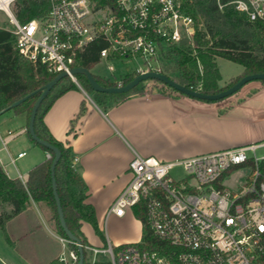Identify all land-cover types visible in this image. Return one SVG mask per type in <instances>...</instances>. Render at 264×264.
I'll use <instances>...</instances> for the list:
<instances>
[{"label":"built area","instance_id":"built-area-1","mask_svg":"<svg viewBox=\"0 0 264 264\" xmlns=\"http://www.w3.org/2000/svg\"><path fill=\"white\" fill-rule=\"evenodd\" d=\"M14 1L0 0V10L12 26L19 53L40 62L49 73L65 71L75 82L70 73L73 54L94 39L104 43L98 58L107 62L112 75L113 62L124 65L126 60H140L145 68L132 70L142 73L159 71L161 51L182 40L191 42L197 30L182 0H50L45 16L22 23L12 12ZM217 1L219 8L231 4L250 21L264 20V0ZM112 79L116 86L122 85L119 78ZM13 135L8 132L2 143ZM261 144L172 160L135 152L128 163L129 179L107 207L105 217H120L127 209L141 206L152 234L172 249L168 253L149 250L138 242L86 245L92 252L90 264L97 261V254L105 255L109 264H262L264 171L259 161L264 157L247 154L248 150L254 154ZM243 166L250 167L244 180L234 189L226 187L224 179ZM19 176L25 183L26 177ZM65 240L60 238L62 244ZM70 256L76 259L73 252ZM59 259L68 264L63 254Z\"/></svg>","mask_w":264,"mask_h":264},{"label":"trees","instance_id":"trees-1","mask_svg":"<svg viewBox=\"0 0 264 264\" xmlns=\"http://www.w3.org/2000/svg\"><path fill=\"white\" fill-rule=\"evenodd\" d=\"M225 1L227 0H220V3ZM182 2L193 15L197 30L191 42L182 40L178 45L166 47L161 51L160 59L165 63L164 69H158L160 72L185 87L209 94L229 87L245 74L264 72V20L250 21L244 13L235 10L231 4H225L219 8L217 0H196L193 2L182 0ZM49 7L50 0H15L11 8L17 20L22 23L32 18H42L46 15ZM8 24L10 23L8 22ZM239 27L252 29V39L240 36L237 32ZM103 46L104 43L101 40L94 39L81 49H77L73 54V66H82L90 70L99 61V50ZM216 57L239 63L243 66L242 74L231 79L227 85L218 86L217 80L220 76ZM137 74L138 72L133 70L127 71L120 78L121 84H125ZM55 75L57 74L49 73L40 62H33L23 57L16 47L15 35L11 32V28L0 27V112L12 110L14 113H19L25 111L28 120L32 105L40 94L41 88ZM74 76L87 92L92 93L94 101L104 110L125 99L131 93L142 92V84L145 82L138 83L127 92L108 93L94 91L84 75L75 74ZM93 76L101 85H117V81L114 79L102 78L95 74ZM77 88V84L67 75L52 86L37 108L34 132L38 138L47 141L60 151V157L54 168L56 191L66 225L81 244L82 264H90L92 252L86 248V245L89 244L80 229L81 221L88 222L103 243H106L105 237L98 228L93 206L85 201L87 186L74 168V156L68 141L62 142L55 139L43 120L45 112L57 97L67 90ZM170 89L176 91L171 87ZM34 91H36L34 94L28 96L18 105L11 106L15 100ZM84 112V102H81L78 112L70 120L69 131H73L75 122ZM26 132L28 134L27 127ZM28 137L44 152H49L50 156H46L29 169L25 183L18 177L7 176L0 165V230L8 240L6 223L23 211L33 200L34 202H45L50 207L55 219V231L66 238L59 224L51 186L50 164L53 152L37 144L29 134ZM259 166L264 171V158L260 159ZM132 210L134 216L142 223L138 244L149 250H160L165 253L171 251L172 248L169 245L159 241L152 234L145 222L144 209L141 206H136ZM69 244L78 258L77 244L73 242H69ZM259 259L264 264V242ZM46 264H63V262L59 258H53ZM94 264L109 263L101 260Z\"/></svg>","mask_w":264,"mask_h":264},{"label":"crops","instance_id":"crops-1","mask_svg":"<svg viewBox=\"0 0 264 264\" xmlns=\"http://www.w3.org/2000/svg\"><path fill=\"white\" fill-rule=\"evenodd\" d=\"M127 68L125 66L116 78L120 79L130 71ZM75 83L78 88L67 90L57 97L45 112L43 120L55 139L68 141L74 156V168L87 186L85 201L93 206L101 231L105 210L129 179L128 163L135 152L161 160H172L250 143H264L263 81H250L237 94L222 101H206L177 91L162 92L155 89V86H144L142 92L131 93L106 110L94 101L78 81ZM81 102H84L85 112L75 122L73 131H69L70 120L78 112ZM14 114L22 116L18 121L19 128L17 132L8 128L5 135H0V152L5 151L4 156L0 155V165L7 176L14 178L9 170L12 165L17 173L15 177L20 178V174L27 179L29 169L43 160L46 152L32 150L30 162H27L29 166L24 173L21 172L16 160L25 153L20 157L17 154L25 150H17L14 156L9 144H14V139L22 133L27 134L26 131H18L26 129L28 120L25 111ZM8 132L14 135L4 145L2 139ZM27 139L20 138L19 143L22 145ZM30 202L11 219L23 216L27 209L33 210L34 201ZM108 219L113 224H126L127 228L111 229L107 233L109 236L104 235L106 243L112 245V242L140 240L142 223L132 213L126 211L123 216L110 215ZM45 229L49 236L60 241L49 225ZM80 229L90 246L103 245L88 222L81 221ZM60 255L54 254L47 262L60 258Z\"/></svg>","mask_w":264,"mask_h":264},{"label":"rangeland","instance_id":"rangeland-1","mask_svg":"<svg viewBox=\"0 0 264 264\" xmlns=\"http://www.w3.org/2000/svg\"><path fill=\"white\" fill-rule=\"evenodd\" d=\"M190 1L193 2L196 0ZM0 27H4L7 29H10L12 27L10 24H8V18L6 14H4V12L1 10ZM237 32L240 36L249 37L250 40L253 37L252 29H249L247 27H239L237 29ZM106 63L107 62L104 59H100L97 63L92 66L91 72L101 76L102 78L112 80L113 77H117L121 71H124L125 66H127V69L130 71L132 69H135V67L145 68V65L141 63L140 60L134 62L126 60L125 66L115 61L113 62L115 70L113 71L112 75V73L106 68ZM164 63L165 61L161 60V69H164ZM216 64L220 76L217 80V85L220 87L227 85L231 79L241 75L243 72L242 65L222 57L216 59ZM240 69L242 70L239 71ZM142 86H157L160 87L162 90H171L169 86L153 79L145 80ZM87 93L92 97L91 92ZM177 93L180 94V92L178 91ZM20 117L22 116L14 114L11 111H4L0 113V135H5L7 133L8 128L13 130L14 132H17V129L19 128L18 121L20 120ZM23 137L27 139V134L22 133L19 137L14 139V144H9L10 150L14 156L16 155L17 150H25V155L21 158H17L16 160L22 173H24L27 170V166H29L27 162H30V156L32 153L31 151L33 150L36 152H42V149L34 144H31L29 139H27V142H25L24 144L22 143L21 145L19 141L20 138L25 139ZM247 154L249 157H252L253 155H255L257 158L264 157V144L257 146L254 150V154L251 150H248ZM0 155L4 156L5 151H1ZM9 170H11L10 173L13 174V177L17 176V173H15L14 167L12 165L9 167ZM249 170V166H243L232 172L224 180L227 187L230 189H234L244 180L245 176L249 173ZM30 204L31 202L28 205ZM32 205L33 210L27 209L23 216H17L6 223V231L9 237L8 240L5 239L3 232L0 230V264H46V262L51 258V256L59 253H61V255L63 254L68 264H74V262L77 260V255L71 249L69 242L65 240L64 244H62V242L49 236L46 232L45 226L48 225L51 229L55 230V219L53 217V212L50 207L47 206L45 202H34V204ZM127 211L134 215L132 209L129 208L127 209ZM101 225L102 232L105 236H109L107 233L115 227L119 228L120 230H125L127 228L126 224L123 223L120 224L116 222L113 224L111 220L108 219V217H105V215H103L102 217ZM56 234L59 236V238H64L60 236L57 232ZM138 241H126L122 243L112 242V245L118 246L120 244L135 243ZM105 245L106 243H103V245L100 246L104 247ZM70 252H73V254L76 255V259L70 256ZM96 259L97 261H107L106 256L103 254H97Z\"/></svg>","mask_w":264,"mask_h":264},{"label":"water","instance_id":"water-1","mask_svg":"<svg viewBox=\"0 0 264 264\" xmlns=\"http://www.w3.org/2000/svg\"><path fill=\"white\" fill-rule=\"evenodd\" d=\"M70 73L72 75H75V74L84 75L86 77V79L88 80L90 87L94 91L108 92V93H123V92L129 91L132 87L136 86L138 83H140L142 81L153 79V80H157V81L164 83L165 85L175 89L176 91H178L184 95H187V96L192 97V98L206 100V101H216V100L223 99V98L228 97V96L232 95L233 93L237 92L238 90L241 89V87L243 85H245L246 83H248L250 81H256V80L262 81V80H264V72L245 74V75L241 76L236 82H234L229 87L222 89L216 93H210L209 94V93L201 92L199 90H195V89L185 87V86L173 81L168 75H166L165 73H162L160 71L149 70V71H144L142 73H138L131 80H129L125 84H122L119 86H104V85L99 84L97 82V80L95 79V77L93 76V74L91 73V71L86 67L73 66L70 68ZM64 76H66V72L61 71L57 75H55L50 81H48L47 83H45L43 85V87L41 88L40 94L38 95V97L36 98V100L34 101V103L32 105V108H31V111L29 114L28 124H27V131H28V134L32 137V139L37 144H40V145L44 146L45 148H47L53 152V158H52L51 164H50V175H51V179H52L51 180L52 181L51 186H52L54 201L56 204L59 224H60V226H61V228H62V230L66 236L67 241L77 244L78 258L74 264H82L83 263V253H82L81 244L79 243V240L76 237V235H74L73 232L66 225V222H65V219L63 216V211H62L61 204H60V200H59V197H58V194L56 191V186H55L54 168H55V165H56V163L60 157V151L57 147L49 144L47 141L38 138L34 132V119H35L37 108H38L40 102L42 101L44 96L47 94V92L52 88V86L60 78H62ZM35 92L36 91L31 92L28 95H25V96L15 100L11 104V106L18 105L23 100H25L28 96L34 94ZM2 112L3 111H1L0 113H2Z\"/></svg>","mask_w":264,"mask_h":264}]
</instances>
